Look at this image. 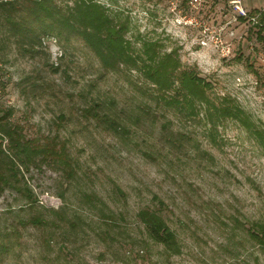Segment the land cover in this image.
I'll list each match as a JSON object with an SVG mask.
<instances>
[{
	"label": "rangeland",
	"instance_id": "obj_1",
	"mask_svg": "<svg viewBox=\"0 0 264 264\" xmlns=\"http://www.w3.org/2000/svg\"><path fill=\"white\" fill-rule=\"evenodd\" d=\"M12 1L24 15L25 1ZM97 1L127 20L133 55L144 41L177 50L176 73L197 71L210 101L238 105L251 125L212 123L200 102L196 114L166 103L140 61L104 70L78 34L17 39L0 7V110L32 142L65 145L68 163L21 169V191H2L0 264H264V243L249 235L264 226V32L236 18L230 0ZM241 1L264 15V0ZM154 196L176 253L139 218L159 207Z\"/></svg>",
	"mask_w": 264,
	"mask_h": 264
},
{
	"label": "trees",
	"instance_id": "obj_2",
	"mask_svg": "<svg viewBox=\"0 0 264 264\" xmlns=\"http://www.w3.org/2000/svg\"><path fill=\"white\" fill-rule=\"evenodd\" d=\"M24 1L26 4L21 8L24 15L19 17L17 6L19 1H0V7L6 11L4 19L10 28V34L17 39H24L28 33L34 36L36 41L40 33H55L59 37L78 34L97 56L104 70H117L121 64L137 66L140 61V71L145 79L154 85L158 90L157 94L166 103L177 105L182 103L181 107L188 109L190 114H196V102H200L207 108L206 116L212 123V117L215 115L216 119L235 118L246 127H250L249 117L238 105L231 104L226 99H223L225 103L218 105L210 101L207 95L210 82L201 77L197 71L182 69L176 73L180 65L177 50L171 49L168 53H159L156 42L144 41L140 56L133 55L131 42L125 36L128 30L127 20L120 18L116 13L111 14V11L97 0H73L72 6L68 4L60 6L56 4V0ZM27 18L40 25L38 32L32 28ZM255 26H258L259 31L264 32V15L260 16L259 23ZM27 39L30 41V38ZM175 83H178V91L166 99V92L172 90ZM97 106L99 105L94 103V106L88 110L93 117H98L95 110ZM11 115L10 109L0 110V194L6 187H15L21 191L15 183L19 180L18 175L23 177L21 169L28 171L30 166H39L40 162L46 163L50 159L67 163L65 145L32 142L25 137L18 124L10 122ZM255 131L257 135L260 134L258 130ZM4 140H6L5 148L2 147ZM24 189L29 200L33 201L36 196L32 194L31 188L27 185ZM154 198L158 201L159 207L154 210L148 208L139 210V218L145 224L151 239L164 244L176 253L179 248L175 233L159 211L163 202L158 196ZM33 221L39 222V219L34 217ZM249 235L258 242L264 243V226L257 229L250 228Z\"/></svg>",
	"mask_w": 264,
	"mask_h": 264
},
{
	"label": "built area",
	"instance_id": "obj_3",
	"mask_svg": "<svg viewBox=\"0 0 264 264\" xmlns=\"http://www.w3.org/2000/svg\"><path fill=\"white\" fill-rule=\"evenodd\" d=\"M197 1V0H194ZM230 11L236 16V18H242L249 21L251 24L256 25L259 23V18L257 13H252L251 10L247 9L241 0H230L229 1ZM56 203L57 200H52Z\"/></svg>",
	"mask_w": 264,
	"mask_h": 264
}]
</instances>
